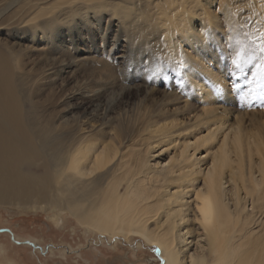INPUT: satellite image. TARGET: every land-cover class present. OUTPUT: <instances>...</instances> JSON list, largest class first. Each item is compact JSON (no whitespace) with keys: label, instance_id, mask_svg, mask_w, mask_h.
Masks as SVG:
<instances>
[{"label":"bare ground","instance_id":"bare-ground-1","mask_svg":"<svg viewBox=\"0 0 264 264\" xmlns=\"http://www.w3.org/2000/svg\"><path fill=\"white\" fill-rule=\"evenodd\" d=\"M52 1L0 0V206L56 208L54 224L69 214L93 236L138 238L163 264H264V0ZM75 18L97 23L116 64L122 39L145 52L106 66L120 90L95 110L117 107L120 129L100 141L59 114L58 93L38 105L41 75L34 93L18 89L25 52L61 49ZM224 46L231 63L212 74ZM159 85L173 99L150 97ZM133 89L145 95L129 106ZM177 94L215 104L196 115ZM232 99L256 108L236 113Z\"/></svg>","mask_w":264,"mask_h":264},{"label":"rangeland","instance_id":"rangeland-1","mask_svg":"<svg viewBox=\"0 0 264 264\" xmlns=\"http://www.w3.org/2000/svg\"><path fill=\"white\" fill-rule=\"evenodd\" d=\"M69 2L73 4H71L72 6L76 5L77 2L78 6L81 4L80 0H74V2L71 0ZM58 12L56 16H59ZM61 34H64L61 41L64 43L61 46L62 48L60 47L61 49L55 47L56 49L54 50L47 49L43 52L36 50L25 52L28 58L25 61V71L19 76L18 89L26 88V90H29L31 88V93H34L36 85L34 81L36 75L34 74L41 75L44 78L43 82H41L43 93L40 99L35 100L41 103L38 105H45L48 108L47 105H49L51 94L58 93L55 97V104L59 114L63 115L69 109L74 110L73 114L81 117L87 123V127L88 125L91 127H89L90 130L94 129L91 132L100 141L102 137L104 139L107 136V132L111 135L120 129V122L116 121V119L117 115L121 114V111L117 110V107L108 114L105 120L101 117V111L95 110V107L99 104L103 107V104L108 103L110 90L115 92H118V89L120 90L116 83L106 85L108 80L105 77L107 67L117 66L120 69L127 62L133 61L137 51H141V55L145 52H143L139 43H128L122 39L117 48L111 53V57L118 59L116 64L108 57V54H102L104 48L101 46V36L97 23L93 21L90 24L84 18H75L73 25L71 24V27H68V30ZM108 37L110 38L109 42L112 43V33ZM183 48L186 47L183 46ZM225 54L228 55L229 61L224 58ZM200 55L205 60V56L201 53ZM219 57L215 58L219 59V61L222 59L223 64L220 66L212 65V74L216 72V68L219 73L220 67L224 69V66L227 68L226 66L230 65V49L228 50L224 46V50L219 52ZM119 74V77L122 78L123 72ZM75 82H78V84H75ZM79 83H84L83 86L87 84L88 93L75 88L80 86ZM60 88L64 89L66 95L64 92L62 94L58 92ZM127 94L125 100L129 106H133L145 95L144 89H133L130 90V94ZM149 96L160 101L173 99L165 85L157 86V90L149 94ZM177 96L181 98L179 107H182L185 112L188 110L196 115L200 114L202 109L214 107L213 105L215 104V102L211 101L205 105L201 104L199 95L181 96L177 94ZM255 99L257 98L255 97ZM232 100L233 103L230 102L226 106L230 109L237 107L236 113H249L248 111H252L253 107L256 108V105L251 104L248 107L243 105L240 107L238 102H235V99ZM260 109L262 112L260 116L262 117L264 116V104L260 105ZM102 123L103 125H101ZM171 155L172 150H167L161 158L166 159L167 156L170 157ZM27 210H34V208L23 210L19 207L0 206V237L5 240L6 244L26 246L33 257L39 258L38 260L42 262L40 264H117V257L114 256L115 259L110 261L111 257L114 254L119 255L124 252V255L127 256L128 254L130 259H137V262L133 260L131 264H134V261L137 264L162 263L158 258V251L147 247L138 238L133 237L125 242L121 238H116L115 241H108L105 237H100V239L98 236H93L92 233L80 228L69 214H63L60 224L56 225L57 222L54 224L53 216L57 211L56 208L51 207L45 212L35 209L33 213Z\"/></svg>","mask_w":264,"mask_h":264},{"label":"crops","instance_id":"crops-1","mask_svg":"<svg viewBox=\"0 0 264 264\" xmlns=\"http://www.w3.org/2000/svg\"><path fill=\"white\" fill-rule=\"evenodd\" d=\"M38 259L35 256L33 257L31 255V252L27 250L26 246L19 244H17V246H13L12 244H6L5 240L0 237V264L42 263Z\"/></svg>","mask_w":264,"mask_h":264},{"label":"flooded vegetation","instance_id":"flooded-vegetation-1","mask_svg":"<svg viewBox=\"0 0 264 264\" xmlns=\"http://www.w3.org/2000/svg\"><path fill=\"white\" fill-rule=\"evenodd\" d=\"M118 249H119V247H118ZM120 251H121V248H120ZM124 254H125V252H124L123 254L121 253V254H119V255H118V254H117V255L114 254L113 257H111L112 259H110V258H109V259H110V261H111V260L115 259V257H117V258H116V260H117V261H116L117 264H125V263H126V264H129V262H130V264H131V261L133 262V260H135V261L137 260V259H134V258H133V260H132V259L129 258L128 254H127V256H125ZM114 256H115V257H114ZM119 257H120V259H119ZM135 261H134V264H137V263H135ZM136 262H137V261H136Z\"/></svg>","mask_w":264,"mask_h":264},{"label":"water","instance_id":"water-1","mask_svg":"<svg viewBox=\"0 0 264 264\" xmlns=\"http://www.w3.org/2000/svg\"><path fill=\"white\" fill-rule=\"evenodd\" d=\"M16 210H19V209H16ZM27 211H28V212H32V213L35 212L34 210H27ZM161 264H162V263H161Z\"/></svg>","mask_w":264,"mask_h":264}]
</instances>
